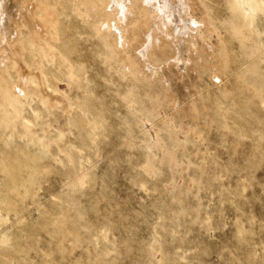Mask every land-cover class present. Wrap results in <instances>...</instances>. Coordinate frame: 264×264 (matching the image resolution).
Returning <instances> with one entry per match:
<instances>
[{"label":"rangeland","instance_id":"374dc122","mask_svg":"<svg viewBox=\"0 0 264 264\" xmlns=\"http://www.w3.org/2000/svg\"><path fill=\"white\" fill-rule=\"evenodd\" d=\"M122 1L0 0V264H264V0Z\"/></svg>","mask_w":264,"mask_h":264},{"label":"bare ground","instance_id":"6f19581e","mask_svg":"<svg viewBox=\"0 0 264 264\" xmlns=\"http://www.w3.org/2000/svg\"><path fill=\"white\" fill-rule=\"evenodd\" d=\"M127 2L128 0H123L122 1V5H123V8L127 9ZM178 5L176 7V9H174V16H175V26H174V29H173V33L177 34L181 28H183L184 30H187L189 31L190 33L192 34H195L197 31H198V24L195 20L191 19L189 13H188V10H187V7L185 5L186 3V0H176L175 1ZM170 5V4H169ZM167 6V5H166ZM167 11V9H166ZM172 14V13H170ZM165 18V17H164ZM190 23H193V27H190ZM144 33V32H143ZM171 33V32H170ZM146 34V33H145ZM169 35V34H168ZM173 35V34H172ZM167 36V35H166ZM144 37V36H143ZM121 38V36H120ZM146 43V42H145ZM154 44V43H153ZM157 44V42H156ZM154 44V45H156ZM148 46V45H147ZM157 46V45H156ZM144 50V49H143ZM180 52V51H179ZM178 52V53H179ZM180 54V53H179ZM184 57V56H183ZM183 60V59H182ZM186 61V60H184ZM180 62V61H178ZM177 62V63H178ZM180 64V63H178ZM181 65H182V62H181ZM185 65V64H184ZM176 66V65H174ZM178 67V66H177ZM176 67V69H177ZM181 68V67H180ZM184 68V67H183ZM180 70V69H179ZM213 73V72H212ZM27 77V76H26ZM214 78V77H213Z\"/></svg>","mask_w":264,"mask_h":264}]
</instances>
